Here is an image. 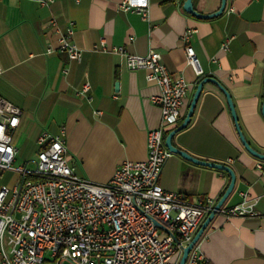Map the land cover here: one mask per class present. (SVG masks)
I'll return each mask as SVG.
<instances>
[{"label": "crops", "instance_id": "obj_1", "mask_svg": "<svg viewBox=\"0 0 264 264\" xmlns=\"http://www.w3.org/2000/svg\"><path fill=\"white\" fill-rule=\"evenodd\" d=\"M185 1L150 0L143 18L122 9L123 0H0V96L22 111L13 132L17 160L32 158L27 148L37 152L43 133L57 134L63 127L68 162L85 179L108 182L123 160L147 158L148 132L161 122V107L151 99L160 87L147 80L145 69L127 68L123 55L95 49L102 38L131 54L155 49L172 74L187 79L190 90L181 119L199 81L216 78L231 92L247 140L264 153V0H227L225 10L210 18L187 12ZM221 2L193 0L204 14L218 10ZM70 21L75 22L73 40L82 49L81 60L57 49L47 53V47L58 46ZM188 43L200 60L201 76L187 63ZM86 82L88 95L78 94ZM173 143L197 158L233 168L236 183L224 205L245 199L256 203L253 216L215 215L197 242L206 264H264V172L242 144L217 84H204L190 122ZM159 182L189 199L210 196L217 203L230 175L174 153Z\"/></svg>", "mask_w": 264, "mask_h": 264}, {"label": "built area", "instance_id": "obj_2", "mask_svg": "<svg viewBox=\"0 0 264 264\" xmlns=\"http://www.w3.org/2000/svg\"><path fill=\"white\" fill-rule=\"evenodd\" d=\"M120 7L147 18L150 0H123ZM74 33L75 22L70 21L58 46L47 47V53L57 49L71 60H81ZM190 36L189 30L185 37ZM94 48L123 55L127 68L145 69L147 80L160 87V93L151 97L161 107V122L148 132V156L123 160L108 182L85 179L68 162L63 127L57 134L43 133L35 156L17 164L13 132L22 111L0 96L1 264H178L216 204L210 196L189 199L159 182L166 161L174 154L165 144V135L181 120L190 90L187 79L172 74L155 49L147 55L131 54L123 46L109 45L105 38ZM185 50L187 63L201 76L193 46L188 43ZM90 88L86 82L78 94L87 96ZM256 168L264 172V159H257ZM6 173L12 176L4 180ZM255 204L248 199L233 206L223 204L216 215L253 216ZM206 263L196 243L186 264Z\"/></svg>", "mask_w": 264, "mask_h": 264}, {"label": "water", "instance_id": "obj_3", "mask_svg": "<svg viewBox=\"0 0 264 264\" xmlns=\"http://www.w3.org/2000/svg\"><path fill=\"white\" fill-rule=\"evenodd\" d=\"M226 4H227V0H222L221 6L219 7V9L212 12V13H209V14H204V13L197 11L194 7L193 0H186L184 3V8L187 12L193 14L196 17L210 18V17L220 15L225 10ZM207 82H213V83L217 84L225 93V95L227 97L228 104H229V108H230V111H231V114H232V117L234 120V124H235L236 130H237V133H238L240 140H241L242 144L244 145V147L255 157L260 158V159H264V153L259 152L250 144V142L247 140V138H246V136H245V134L241 128V125H240V122L238 119V114H237V111L235 108V104H234L231 92L224 85H222L216 78H214L212 76L203 77L197 85V88L194 92V95L190 101L188 111L184 117V120L182 121L181 124H179L177 127L173 128L171 131L168 132V134L166 135V138H165V144L172 152L178 153L181 156H183V157H185V158H187V159H189L195 163L214 167V168L226 171L230 175V182H229L227 189L225 190L224 194L221 196V198L218 200V202L214 205L213 209L208 214V216L205 218V220L203 221V223L201 224V226L199 227V229L195 233L194 237L192 238V240L184 248L178 264H186V261H187V258H188V255H189L191 249L199 241V239L203 235L205 229L207 228L209 223L215 217L217 210L224 204L226 199L233 192L234 187H235V183H236V174H235V171L233 170V168L231 166L224 164V163L213 162V161L197 158V157L193 156L192 154H190L189 152H187L186 150L179 148L178 146H176L173 143V139L176 136V134L178 132H180L183 128H185L187 126V124L190 122L192 115H193V112H194V109H195V106H196L197 101L199 99V96L202 92L203 86ZM117 87H118V82L116 83V88ZM263 95H264V92H263ZM262 114L264 116V99H263V105H262ZM157 224L159 226H161V224L159 222H157Z\"/></svg>", "mask_w": 264, "mask_h": 264}, {"label": "rangeland", "instance_id": "obj_4", "mask_svg": "<svg viewBox=\"0 0 264 264\" xmlns=\"http://www.w3.org/2000/svg\"><path fill=\"white\" fill-rule=\"evenodd\" d=\"M18 142H19V146H22V145H23L22 141H18ZM28 149H29V150H28ZM27 150L29 151L28 154H31V157H32V156H35V154L37 153V152H35V148H34L33 146H29V147L27 148ZM25 159H26V158H24L23 156H21V157L18 158V160H17L16 163H17V164L22 163ZM11 176H12L11 173H6L5 176H4V180L10 178ZM65 264H68V263L66 262Z\"/></svg>", "mask_w": 264, "mask_h": 264}, {"label": "trees", "instance_id": "obj_5", "mask_svg": "<svg viewBox=\"0 0 264 264\" xmlns=\"http://www.w3.org/2000/svg\"><path fill=\"white\" fill-rule=\"evenodd\" d=\"M183 120H184V118H182V119L180 120L179 124H181Z\"/></svg>", "mask_w": 264, "mask_h": 264}]
</instances>
